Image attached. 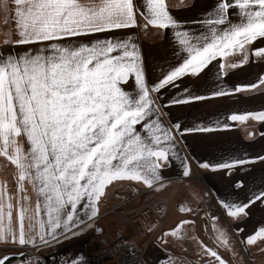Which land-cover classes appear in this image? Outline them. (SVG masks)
I'll use <instances>...</instances> for the list:
<instances>
[{
	"label": "snow or ice",
	"instance_id": "snow-or-ice-1",
	"mask_svg": "<svg viewBox=\"0 0 264 264\" xmlns=\"http://www.w3.org/2000/svg\"><path fill=\"white\" fill-rule=\"evenodd\" d=\"M3 2L6 5L7 0ZM13 3L18 38L4 43L13 48L36 47L23 53H0V157L15 169V175L0 182V246L5 251L16 246L38 249L76 236L84 220L81 209L88 210L89 221L95 218L106 188L115 181L163 187L159 170L175 156L165 147L174 137L153 119L159 110L151 93L178 87L176 82L186 75L199 76L217 57L238 53L243 56L241 63L252 56L264 61V47H251L264 40V0H217L203 21L207 34L175 33L187 57L151 86L145 82L135 42L115 33L130 28H177L166 0H145L144 7L136 0ZM232 15L237 16V23L231 21ZM238 66L220 65L222 70ZM132 76L138 88L135 94L122 88ZM258 87H264V75L258 83L237 85L230 91L219 88L209 97L189 95L170 103L224 97ZM249 118L264 121V112L232 114L227 119L244 122ZM175 127L179 131L180 126ZM252 162L238 159L217 167L228 170ZM189 174L185 166L183 175ZM236 187H243V182L237 181ZM257 201L264 202V192L247 203L225 204L227 216L239 220ZM189 223L181 221L165 235L179 238L180 227ZM217 231L218 245L231 249L226 233ZM258 242H264V227L241 241L246 246ZM200 244L207 257L205 264H227L218 251L203 241ZM9 260L10 256H0V264Z\"/></svg>",
	"mask_w": 264,
	"mask_h": 264
},
{
	"label": "crops",
	"instance_id": "crops-1",
	"mask_svg": "<svg viewBox=\"0 0 264 264\" xmlns=\"http://www.w3.org/2000/svg\"><path fill=\"white\" fill-rule=\"evenodd\" d=\"M216 2L166 0L169 14L178 23L177 28H130L115 33L135 42L146 84L156 83L162 73L178 66L187 57L175 35L177 31L189 36L207 34L203 21L208 19ZM136 3L139 7L145 6V0H136ZM14 13L13 0H7L6 5L0 0V53L6 46L16 53L36 47L22 45L13 48L4 43L18 38ZM230 19L233 23L238 22L236 15ZM99 37L103 39L105 34H99ZM251 47H264V40H258ZM242 60L243 56L238 53L226 58L217 57L199 76L186 75L176 82L178 87L151 93L159 110L153 119L174 137V141L165 147L171 148L175 156L170 164L159 170L163 187L148 188L138 181H115L106 188L95 218L89 221L88 210L81 209L79 215L84 220L76 236L47 247L41 245L38 249L16 246L5 251L0 246V256H10L8 264H24V260L17 262L19 256L39 260L42 264H70L108 246L129 241L143 253L144 264H205L207 257L200 244L203 241L218 251L227 264H264V252L261 251L264 242L254 246L241 243L245 237L264 227V202L254 203L239 220L228 217L225 207V204L247 203L256 194L264 192V160L258 159L264 157V121L249 118L244 122H233L227 119L232 114L264 112V87L195 102L170 103L175 98L189 95L209 97L219 88L230 91L237 85L258 83L259 77L264 75V61L254 56L247 63H241ZM233 63L240 66L223 70L220 67ZM122 88L135 94L138 88L134 76L122 84ZM225 124L229 127L225 128ZM176 125L180 126L179 131ZM204 127L214 130H196ZM137 128L141 135L145 134L139 125ZM238 159L253 162L228 170L217 167ZM205 163L208 168L201 166ZM185 166L190 170L187 177L183 175ZM13 175L14 166H9L7 160L0 157V182ZM237 181H242L243 187H236ZM9 191H14L11 181ZM211 197L220 205L221 214H210L204 209V202ZM32 201L35 202L34 194ZM182 208L190 211H181ZM185 220L192 223L180 227L179 238L165 235ZM238 228L244 231L237 233ZM217 229L226 233L231 249L218 245Z\"/></svg>",
	"mask_w": 264,
	"mask_h": 264
},
{
	"label": "built area",
	"instance_id": "built-area-1",
	"mask_svg": "<svg viewBox=\"0 0 264 264\" xmlns=\"http://www.w3.org/2000/svg\"><path fill=\"white\" fill-rule=\"evenodd\" d=\"M204 209L210 214H221L220 205L211 197L204 202ZM31 250V249H29ZM24 264H42L39 260H27ZM70 264H144L143 253L129 241L108 246Z\"/></svg>",
	"mask_w": 264,
	"mask_h": 264
},
{
	"label": "trees",
	"instance_id": "trees-1",
	"mask_svg": "<svg viewBox=\"0 0 264 264\" xmlns=\"http://www.w3.org/2000/svg\"><path fill=\"white\" fill-rule=\"evenodd\" d=\"M16 260L18 263H21L23 260L27 261L28 259H25V256H19V257H16Z\"/></svg>",
	"mask_w": 264,
	"mask_h": 264
},
{
	"label": "rangeland",
	"instance_id": "rangeland-1",
	"mask_svg": "<svg viewBox=\"0 0 264 264\" xmlns=\"http://www.w3.org/2000/svg\"><path fill=\"white\" fill-rule=\"evenodd\" d=\"M11 50V47L10 46H6V47H4V54L6 53V54H8V52ZM12 50H13V48H12Z\"/></svg>",
	"mask_w": 264,
	"mask_h": 264
}]
</instances>
